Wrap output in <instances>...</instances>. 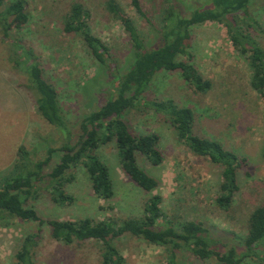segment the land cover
Wrapping results in <instances>:
<instances>
[{
    "label": "rangeland",
    "instance_id": "374dc122",
    "mask_svg": "<svg viewBox=\"0 0 264 264\" xmlns=\"http://www.w3.org/2000/svg\"><path fill=\"white\" fill-rule=\"evenodd\" d=\"M13 0H5L10 2ZM26 21H12L9 37L0 30V179L12 169L17 148L24 145L33 160L46 156L48 147L58 148L66 141L62 130L50 125L37 111V93L29 86L26 74L10 60L13 39L33 51L44 77L59 94L62 111L71 129V142L79 139L80 122L116 94V84L133 60V46L121 19L106 8L108 0H24ZM140 15L131 0H115L124 16L138 32L150 39L151 25L159 24L168 0H139ZM182 15L188 17L196 8L209 7L211 0H175ZM74 2L89 10L91 32L109 48V67L99 63L82 37L63 30V17ZM249 15H233L231 21L246 29L264 50V0H254ZM251 18L255 22H251ZM226 22L206 21L191 28L192 62L211 82L206 93L195 91L177 71H160L152 78L147 99H172L194 112V132L218 140L236 152L243 166L238 169L239 190L231 206L220 208L215 198L222 181L221 167L207 157L192 153L177 137L176 130L164 115L141 104L130 110L126 119L135 134L157 133L163 155L160 165L150 164L139 155V166L158 181L152 191L132 182L121 168L113 142L100 146L96 154L107 165L113 186L109 199L97 197L90 179L78 165L72 180L65 186L72 196L67 205L55 204L47 189L30 202L41 219L76 220L84 217L112 220L117 223L139 217L149 196L160 194L162 209L174 228L185 221L202 222L215 240V248L225 252L239 244L247 234L248 217L264 199V99L251 85L247 57L234 49ZM178 60H186L179 55ZM56 152L50 167L57 162ZM163 221L161 222V226ZM27 235L37 237L32 247L35 264H100L101 243L95 240L63 243L52 235L45 222L11 218L0 223V264H17L15 255ZM36 239V238H35ZM125 264H167L164 247L129 233L114 239ZM32 244V240L30 241ZM261 250V249H260ZM180 264H220L214 257L200 259L186 250L177 252ZM240 264H264L245 257Z\"/></svg>",
    "mask_w": 264,
    "mask_h": 264
},
{
    "label": "trees",
    "instance_id": "16d2710c",
    "mask_svg": "<svg viewBox=\"0 0 264 264\" xmlns=\"http://www.w3.org/2000/svg\"><path fill=\"white\" fill-rule=\"evenodd\" d=\"M168 1L159 24L151 25L150 39L140 35L134 22L123 15L115 0L106 2L107 10L121 19L129 35L133 60L127 71L118 78L115 96L82 118L79 139L75 143L71 142V129L64 117L57 90L44 77L33 51L13 39L10 60L16 69L26 74L29 86L37 93V111L50 125L57 127L58 131L62 130L66 141L57 149L48 147L46 156L39 160H33L24 145L17 148L12 169L0 179V223H8L11 218L36 221L38 225L46 222L52 229L53 237L63 243L99 241L102 251L100 264H125L124 256L114 243V239L125 233L164 247L167 264H180L177 255L179 250H186L200 259L214 257L220 264H240L245 257L264 263V199L248 217L247 234L239 241L243 246L241 253L237 252L235 245L225 252L217 250L215 240L202 222L189 220L181 223L179 228H174L165 218L160 194L148 197L141 216L128 218L121 223L108 219L96 221L89 217L43 220L30 202L39 197L40 190L47 189L55 204H70L72 196L66 192L65 186L72 180V169L78 165L85 169L93 193L102 199L111 198L113 186L109 169L96 154L100 146L111 142L116 147L121 168L128 178L146 191L156 189L158 181L139 166L137 158L141 155L150 164L160 165L163 155L158 147L159 136L154 132L135 134L126 119L130 110L141 104L144 108L163 114L176 130L179 141L192 153L207 157L221 167L222 181L215 202L224 210L231 206L239 190L237 172L243 166L239 155L225 148L218 140L195 133V116L191 108L180 106L172 99H147L146 94L152 78L160 71H177L195 91H209L211 82L201 75L192 62L191 28L206 21H224L234 49L247 57L251 69V87L264 99V50L249 31L239 24L226 21L238 13L249 17V7L254 0H211L209 7L193 9L188 17L182 15L177 1ZM131 3L140 15H144L139 0H131ZM89 17V10L81 3L74 2L63 17V30L68 34H79L92 56L109 67L110 61L106 58L109 48L92 34ZM26 19L24 0L7 3L0 0V30L5 37H9L12 21L22 22ZM251 19V22L256 23L255 19ZM261 31L264 33L263 29ZM179 55L187 59L178 60ZM56 152L60 153L59 158L50 167ZM262 155L264 157V148ZM36 240V235H27L23 239L15 255L17 264H35L32 247Z\"/></svg>",
    "mask_w": 264,
    "mask_h": 264
}]
</instances>
